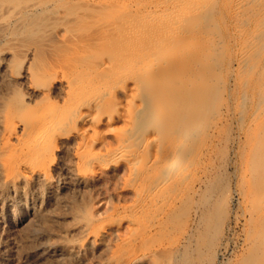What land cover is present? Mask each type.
I'll return each mask as SVG.
<instances>
[{
    "label": "bare ground",
    "instance_id": "6f19581e",
    "mask_svg": "<svg viewBox=\"0 0 264 264\" xmlns=\"http://www.w3.org/2000/svg\"><path fill=\"white\" fill-rule=\"evenodd\" d=\"M190 1H188L189 5H191ZM188 2L186 5H181V7L177 5L180 9L178 8L177 14L174 12L176 16L174 17L173 22L177 24V27L181 26L180 34L182 32V25L184 24V27L186 26L187 29L191 26L190 28L195 32H193L192 36H183L181 44H179L180 39L176 42L178 38L177 36L173 37L171 35L176 34L179 31L177 30L178 28H176V24L173 23V25L170 26H172V30L175 27L177 32H175V30V33L166 30L168 35L165 34V36H172V39H170L173 40L171 44H174L172 45L174 48L177 43L179 44H177L179 46L178 50H176V48L174 50H176V52L178 51L177 53H183V59L185 58V55L187 57L188 55L190 56V52L193 51L192 48L194 45H199V48H201L200 51L197 50L199 51V56L201 58H199L200 61L191 64L189 67L181 65L183 67L182 69L186 67L183 70L184 72L187 69H190V76L186 75L185 77L182 69H178L179 73H182V76L184 75L185 78L188 76L187 79H183V86H181L183 87V94H187L185 96L182 95V97L179 95L180 93L178 94L176 92V96L179 95V98L174 97V99L177 100L175 101L182 105L183 108L186 106L188 108L191 105L190 101L194 102L192 97L195 98V96L190 94L192 92V94L196 93V97H199V99H206L208 97L204 98L207 94L205 95L204 93L205 88L202 89L203 83H205V81L208 82L203 76L204 70H202V66L207 65L208 61L213 56L211 55L213 54L212 46L214 47V44L216 43L215 39L218 38L215 33H211V27L213 30V24L215 26L214 22L213 24H208L209 26L206 27L203 25V27L194 24L189 25L190 23L186 24L193 17V15L190 14L192 12L190 10L192 5L189 6ZM192 3L194 4V1ZM195 3L197 2L195 1ZM182 4H184V2H182ZM208 4L211 3L209 2L207 5ZM7 5L5 4L4 6V4H0V36L12 25H19L20 28V24L25 22L23 20L24 18L26 19L25 15H27V10H24L23 7L18 6V8H23V10H21L17 9L16 6H10L11 4ZM197 5L200 6L198 3ZM203 5L204 4H202L201 10ZM188 6L191 12H189ZM31 7L33 8V6ZM197 9H199V7L193 10V14ZM233 14L237 21H239L237 24L240 23L238 25V31H241V28L243 29V27L248 30V39L250 42L246 45L247 50L255 51L256 49H259V53L260 51H264V0H235ZM170 23L172 24L171 18ZM19 28H17V30ZM13 30L15 31V26ZM162 31L164 32L165 30L162 29ZM162 33L159 34L162 35ZM176 35L179 36L178 33ZM204 35H206L207 38ZM139 36L140 35L134 36V39L136 37V41H139V39L141 40L145 37L142 36L140 38ZM157 36L159 41H162L159 44H165L163 40L166 37L163 35ZM156 38H148V40L150 39L151 41V39ZM131 39H133V37H131ZM217 41L219 40L217 39ZM146 42L147 41H145V43ZM150 43L148 45H150ZM143 45L145 46V44ZM143 45L134 50L131 48V50L135 52L133 53V56L136 54L135 59L134 57L131 58L134 60L127 61L128 58H126L127 60H123L125 63L122 65H118V63L113 64L112 62L109 63L111 67V64H113V66H119H116L118 68L117 70L113 67L114 71L111 70L108 72L109 74H107V71H109L111 67L100 64V67L103 66L104 70L109 69L105 70L106 77L105 73H103V82L99 85L93 83L94 85L92 87L90 86L91 88L89 91H86L84 95H81L78 91L85 85L86 87L83 88L84 90L89 87L88 84H85V81L90 78V75L88 78L85 77L87 71H82L84 76H80L81 78H78V76L75 78L73 76L75 79H80L76 80L79 82L76 84L73 83V77L70 78V80L68 78H62V80L58 82L59 86L62 88L61 90L65 89L64 96L66 95V99L64 98V104L62 106L53 99L55 96V90L57 89V83H55V81L48 82L49 84L40 86L39 88H33L31 86L33 85L32 82L35 81H33V79L37 78L35 77V69L37 68L34 67L36 65L35 61L37 60V56L34 54L35 52L33 49L27 48L26 46L27 49L25 48L26 50H23V56L25 57L24 66L21 68V71L19 70L17 72H10V69L8 68L10 67L8 66V57L13 58L14 54L11 55L6 51L0 53V84L7 85L6 90L0 89V232L4 231L6 226L12 225L19 237L18 239L9 240L6 237H3L0 233V264H26L30 261L42 263L47 259H52L54 264H88V261L83 256L84 252L87 250H91L95 253L97 264L106 257L111 258L116 264H201L202 260H204V257L207 255L210 257V262H207V264H222L218 255L220 252H217L221 246V236L217 239L218 237L216 235L218 229L216 230L217 227H215L216 235H213L217 238H214L213 235L210 237L209 233L211 232V228H207L206 224L204 225V231H200V224L202 227V224L204 223L203 215L200 217L197 224L199 229L197 231L193 230L192 232L191 230H184L185 232H182L183 235H181V240L174 244V247H172V244L170 245L168 243L170 245H168V247H161L158 245L154 248L149 246L146 248L147 251H143V248L141 249V247L139 250H137L136 247H132L133 245L131 244V241L135 242L136 240L134 241L131 238L134 237L135 239L139 234H136V229H138L136 226L137 224H135V228L131 227L135 223L134 220V223H131L132 218L129 219L130 222L127 221L128 232L132 231L134 228L136 231L133 230L132 232L135 231L133 234H136V236H132L130 233L129 237H127L124 234V236L122 234L120 235L119 226L117 227L116 224H102L99 214H93L94 217L90 216L93 218L85 215V203L82 202V199L85 196L86 191L92 187L94 182L98 180L100 176L116 169V160H122L124 162L125 170H127V177L125 180L126 182H131V187L134 185L133 183L135 181H140L135 183V185L140 183L138 189L136 186L135 189H133L134 186L132 189L135 198L137 196V198L144 200L143 202L145 206L141 208L142 210L139 209L141 211L147 207L146 204L148 202L154 203L151 204V206L158 203V196H160L159 193L163 195L161 192H164L165 190L167 192L168 190L166 188L171 183H177V181L179 182L180 180L179 184H182L183 182H181V180L184 175L186 176V173L192 169L190 166L191 164L189 163L190 165H188V162H190V160L188 161V158L196 155L193 154V151L194 153L196 152V148L193 150L191 148L196 146L191 145L192 142L195 141H193V136L195 131L199 128V125H201L200 122L202 123L201 118L208 117L206 116L209 115L208 110L205 108L200 111L204 114L201 118L199 112L200 115L194 113L195 109H193V115L192 112L191 114H188L186 112L188 109L186 108L185 111H181L183 114L177 116L178 111L182 108V106L178 107L179 105L177 106V103L175 104L174 102L175 105L173 102L171 104L168 102L154 103V101H156L155 98L158 99L156 93L159 86H162L164 82H168L163 80V77H165L166 74L168 75V73L165 72L166 70H169V68L163 71L165 76H163L164 74L162 72L163 75L159 74V76L153 77V69H157L155 66H157L156 64L158 61L156 62V60H159L156 58L162 56L163 51L161 52V50L157 48V45L155 46V49L146 46L144 47ZM151 46L153 45L151 44ZM189 49H191V51ZM197 51H193L194 53L192 52L191 54L196 55ZM213 52L215 54V51ZM257 53L258 52H256V54ZM163 57L165 58V56H162V58ZM254 57H249L246 51H241V55L238 59L239 67L246 71H249L252 68L256 69V66H253L254 61H252ZM152 58L156 59L155 64L151 62ZM160 60H162L161 57ZM255 63L256 62H254V64ZM144 64L146 66H144L143 69L141 66ZM93 66H91V68ZM161 66H163L164 69V64ZM165 67L167 68V66ZM262 69L264 71V67ZM262 69L260 71L261 73ZM177 71L174 72L176 73ZM77 72H74L76 73L74 75H77ZM170 72L171 75H173L172 71ZM171 77L172 76H170V78ZM170 78L167 76L166 80H169ZM180 79H182L181 75ZM87 81L86 83H88ZM124 81L125 83L128 81L125 88L129 85L128 83L132 82L127 88L128 96L126 98L125 107H122V105V108L118 107L117 104L111 102L113 104L112 107L115 110L113 109V111L112 109H109L114 113H109L106 110L107 114H102L101 112L102 115L98 114L100 110L99 108L102 106L100 103L104 104L102 99L107 95L109 96L110 92L115 93V89H113L114 86L118 89L117 84L120 85V83H124ZM165 83L164 86L166 85ZM124 84L122 85L124 86ZM110 89H113V91H110ZM121 89L122 92L123 90H126L124 88ZM180 89L179 92L181 91ZM20 90H25L24 97L26 99V105L24 107L27 106L30 111L27 108V111L24 110L26 112H23V110L20 111V107L18 110L12 109L14 107H10V105L14 106L11 104L13 103V100L10 102V98L7 97L10 96V94H19ZM174 91L172 94H174ZM158 92L160 94L162 93L161 88ZM169 94H167V96H170ZM262 94L261 99H259V102L256 103L257 105H255L254 115H252L253 121H251L252 124H255V120L264 114V93ZM190 95L192 97H189ZM112 96L116 97L114 94ZM38 98H41V100L43 99L47 104L46 110L39 108L41 111L43 110L42 113H38L39 110H36L37 108L34 110L33 103L35 101L33 100ZM170 98L172 101L173 97ZM107 99L109 98L107 97ZM116 101L113 100V102ZM195 101L197 102V99ZM193 102L192 105L194 106L195 102ZM169 104H173V106H169ZM19 106L21 105L19 104ZM41 107L43 108V106ZM103 109L104 108L101 110ZM119 109L121 110L120 112ZM189 109L192 111L191 106ZM166 116L169 118L170 116L180 117L177 118V122L175 121L174 123H179V125L182 126V128H179L181 132L177 131V133L172 134L173 127L171 129V126L169 127L167 124L166 126L162 125L165 124L163 119H167ZM170 121L173 123V118ZM116 122H122L125 125L124 135L122 134L117 138L115 147L109 148L102 153L97 150V147L101 144L98 128L100 126H111ZM167 123H169V121ZM177 124H175L177 127H174V130H176V128L178 129ZM172 125L175 126L174 124ZM256 125L259 126L258 129H262L264 121L261 123L256 122ZM165 128L166 131L170 128L171 133L168 131V134L171 135L160 141V138L164 137H161L160 135L159 138L158 135L161 134L160 131H163V129L165 130ZM200 128L197 132H199ZM148 131L151 132V136L146 138L145 136L147 135L144 133H147ZM162 133L166 132L163 131ZM249 140L251 142V158L250 163H247L248 165L246 167L247 174L245 175H247V181L244 179L247 186L246 184L244 186V180L242 185L245 190L244 192L242 188V194L244 197L242 198L244 199L242 203L244 204V207L241 212L243 213H241L242 215H240V218H236L235 221L237 222L236 224H239L242 222V219L244 220V231L243 234L238 237L240 239V253L236 259H234L235 261L232 263L230 262V264H264V136H252V138L249 137ZM198 144L199 143H197V145ZM142 147L143 149H147L148 147L152 148L151 155L148 153L150 157L145 158V160L144 157H142V154L145 156V151H143V153L139 152L141 158L138 154V150H142ZM172 184L171 186L174 187ZM140 185H142V189ZM171 186H169V190L172 188ZM184 187L181 186V189ZM188 190L190 189L188 188ZM181 191L179 190V195L183 194ZM190 192H192V190ZM138 204L141 205L140 202ZM160 204H156L155 207L157 208ZM131 206L135 207V203ZM131 206H129L131 209L129 207L127 208L128 211L129 209L133 210ZM155 207H153V209ZM198 207L196 211L200 210ZM148 208H150V203ZM85 217L90 218V220ZM64 223L65 225H62ZM56 225H62V227L57 229L55 227ZM219 227L220 226H218V228ZM219 230L221 231V229ZM220 231H218V234L220 233L219 235H222ZM202 236L208 237V240L203 239ZM51 237H54L53 242L49 241ZM130 244L136 251L135 254H128V256L127 253L129 251H127V253L124 252H126L125 247ZM30 245L32 247L28 248L23 254L17 253L19 247ZM227 245H225L226 248ZM150 247L153 249L150 250ZM226 248L223 249L225 250ZM133 249L132 253H134ZM10 250L16 255H13V257L8 260L7 255ZM140 250H142V252L136 253ZM122 252L124 256L127 255V257L125 256L124 258L123 256V258H121L120 256H122ZM114 262H112V264H114Z\"/></svg>",
    "mask_w": 264,
    "mask_h": 264
},
{
    "label": "rangeland",
    "instance_id": "374dc122",
    "mask_svg": "<svg viewBox=\"0 0 264 264\" xmlns=\"http://www.w3.org/2000/svg\"><path fill=\"white\" fill-rule=\"evenodd\" d=\"M188 1L190 0H0L1 5L4 4L5 6V4H11L10 6H16L17 9L23 10L24 8V10H27V15H25L26 19L24 18L23 20L25 22H22V24H20V28L19 25H14L15 31L17 30V28H19L16 32L13 30L14 26L12 25L13 27L10 26L9 28H7V32L5 31V33L2 34L3 36H0V53L6 51L11 55L14 54L15 57H8V66H10L8 68L10 69V72H17L19 70L21 71V68H23L24 66L25 57L23 56V50L26 48V46L27 48L33 49L35 52L34 54L37 56V60L35 61L36 65L34 64V67L37 68L35 69V77L37 78L33 79V81H35L32 82L33 85L31 86L33 88H39L40 86L55 81V83H57V89L55 90L56 94L54 93L55 96L53 99L57 101L60 106H62L64 104V98L66 99V95L64 96L65 89L63 88L64 90H61L62 88L58 83L62 80V78H68L69 80L73 76L75 78L76 76H78L79 78L80 76H84V73L82 71H87L86 73L88 76L85 73V77L88 78L89 75L90 78L92 77L91 79H87L89 81L86 80L88 83H86L85 81V84H88L89 87L87 86L88 88H85L86 90H84L83 88L86 87V85L84 84L85 86L80 89L82 91H78V93L80 92L81 95H84V93L86 91H89V89L94 84L99 85L103 82V73L106 72L105 70H109H104L103 66L108 67L110 66L109 63L111 62L113 64L118 63V65H122L123 63H125L123 62V60H125L126 58H128V60L126 59L127 61L134 60L136 54H134L133 56V53L135 52H133L132 50L137 47H142L143 44H145V46L148 48L150 47L151 49H155V46L162 42L159 41L157 35L165 36V34L168 35L167 31L174 32L175 30V32H177V30H179L177 33L179 34L180 38L178 35H176L177 33L171 34L173 37H178L176 42L180 39L179 44H181L183 36H192L193 32L195 31L190 28L191 26H189L190 29H187V27L185 26V29V24L182 25V32L180 34L179 32L181 26L178 25L179 27H177V24L173 22V19L178 12L179 6L181 7V5H186ZM193 1L194 4L192 3ZM195 1L200 6H198ZM203 1L204 0H201V2L200 0H191L190 4L192 6L189 5L188 2V5L191 6L190 10L192 12L189 10V6L188 10L189 12H191L190 14H192L193 17L186 24L190 23L189 25H203L206 27L209 26L208 24H213V22L215 23V26L213 24V30L211 27V33H215L216 37L218 38H214L216 40V43L214 44V47L212 46L213 54L211 55L213 56L208 61L207 65L202 66V70H204V72L202 71L203 76L204 78H206L205 80H208V82L205 81V83L207 82L206 84L203 83L202 89L208 88L206 89L207 92L204 89L205 95L207 94L204 98H206L207 96L208 97L206 99H199V97H196V93H194L195 95L192 94L193 92L190 93L191 95L195 96V98L191 95L189 96L192 97L195 102V105L193 106V101H190L192 111L189 109V104L188 108L187 106L183 108V106L177 103V100L174 99V97H178L179 95L185 96L187 94H183V87L181 86H183V81L188 78V76L187 78H185L186 75L190 76V69L186 70L188 72H184L183 70L186 67L182 69V66L189 67L191 64L200 61L199 51L201 50V48H199V45H194V47L192 48L194 52L199 50L197 51L198 55L197 52L196 55H192V51L190 52V56L188 55L187 57L185 55V58L183 59L184 54L181 52L177 53L178 51L176 52V50H178L179 48V44L177 43V45L175 42L176 50H174L175 48L174 46H172L174 44H171V42L173 41L171 40L172 36L166 35V38L163 40L165 44L162 43L161 45L163 46H161L160 44L157 45V48H159L161 52L163 51L162 56H165V58H162V56H160L162 60H160V57L156 58L160 61L156 60L155 58H152L153 61L151 60V62L154 64L155 60L156 62L158 61L156 64L157 66H155L157 69L154 68V71L152 70L153 77L159 76V74H162L163 71L169 68V70H166L165 72L168 73V75L166 74L165 76L164 72V75L162 74L163 76H165L163 77V80L168 82H164L166 84L165 86L164 83L162 84V86H159L158 90H160L161 88L162 93L160 94V91L158 92L157 90L156 96L158 97V99L155 98L156 101H154V103H177V106L179 105L178 107L182 106L183 108L178 111L177 116L183 114V112L181 111H185V108L188 109V111L190 110L189 112L186 111L188 114H191V112L193 113V109H195L194 113L197 114L199 112L201 114L200 115L198 113L200 115V118L204 116V114H202L203 112H200L201 110L207 108L209 113V115H206L208 117L201 118L202 123L200 122L201 125H199V128L202 126V129L200 128L199 132H197L199 129L198 128L193 136V141H195L192 142L191 145L196 146L194 148L191 146L190 147L192 148V150L196 148V152L194 153L193 151V154L196 155H193L194 157L191 156L192 158H188V161L190 160V162H188V165L191 164L190 166L192 167V169L190 170L191 167L189 166V170L191 172L189 171L186 173V176L184 175V181L183 179L181 180V182H183V185L180 183L182 187H185L181 189V186L179 184L180 180L179 182L177 181V183L174 182L175 184L171 183L172 185H174V187L170 184L169 186L172 187L170 190V187L168 186L166 188L168 190L167 192L166 190H163L164 192H161L163 193V195L159 193L160 196H158V203H155V205L152 206L155 207L156 204H161L158 205L157 208L155 207L153 209L151 204L154 203L146 202L147 207H145L146 209H143V213V211H141V208L145 206L143 202L144 200L137 198V196L135 198V194L133 193V189H135L136 187L138 189V185L140 184L139 183L135 185V183H138L140 181H135L133 183L134 185H132V187L134 186L132 189L131 182L129 183L125 180L127 177V170H125L124 162L122 160H116V169L100 176V178H98V180L94 182L92 187L88 191H86L82 202L85 203V215L87 217L93 216V214H99L102 224L114 223L117 227L119 226L120 235L124 234L125 236L129 237L130 233L132 234V236H136V234L139 233L135 237V239L134 237L131 238L134 241L136 240L135 242L131 241V244L133 245L132 247H136L137 250H139L140 247L141 249L143 248V251H147L146 248H148L149 246H152L154 248H156V246L158 245L161 247H168L169 244H172V247H174V244L181 240V235H183L182 232H185L184 230H191L192 232L193 230L197 231L199 229L197 227V224L200 217L203 215L204 223L202 224V227L200 224V231H204V225L206 224L207 228H211V232H213L209 233V236L212 237L213 234L216 235L215 227H217L216 230H218L216 236L218 238L215 235L213 236L217 239H219L221 236V246L219 250H217V252H220L218 253L219 260L222 264H230V262L232 263L235 261L234 259H236V257L240 253V239L238 237L242 235L244 231V220L241 218L243 223L241 222L239 224H236L237 222L235 221L236 218H240V215H242L241 213H243L241 212L243 211L242 209L244 207V204L242 203V201H244V199H242L244 198L242 193L246 184L244 179H246L247 181V175H245L247 174L246 167L248 165L247 163H250L251 158V139L249 140V137L252 138V136L256 137L258 135L264 136V126L262 129H258L259 126H257L258 124L256 125V122L261 123L262 121H264V114L261 115V117H258L257 120H255V124H252L251 122L253 121L252 115H254L253 113L255 105H257L256 103L259 102L258 100L261 99L263 95L262 93H264V71L262 69L264 67V51H260L259 53V49H256L255 51L251 50L252 52L250 50H247L246 45H248V42H250V40L248 39V30L243 27V29L241 28L242 32L238 31V25L240 23L237 24L239 21H237L235 15L233 14L235 0ZM182 2H184V4H182ZM209 2L212 4V6L211 4L207 5V3ZM202 4L206 5H203V8L201 10ZM18 6L23 8H18ZM31 6H33V8ZM197 6L199 7V9H197V11H194V14H197L199 11L200 12L197 15H194L193 10L198 8ZM172 13H174L175 15ZM169 17L171 18L172 24L170 23ZM173 23L176 24V28H178L177 30L174 27L175 25L173 26L174 28L172 30V26L170 25H173ZM162 29L167 31L163 32ZM140 32H142L143 34ZM159 33H162V35H160ZM138 35H140V38L142 36L145 37L141 40L139 39V41H136V37L134 39V36ZM130 36L133 37L134 40L131 39ZM204 36L207 38L206 35ZM154 37H157L156 39L158 41L156 39H151V41L150 39L148 40V38ZM217 39L219 41H217ZM144 40L147 42L150 41V45H148L149 43L147 42L145 43ZM151 44L153 46H151ZM189 50L191 51V49ZM213 51H215V54ZM241 51H246L249 57L255 56V60L253 58L252 61L256 62L255 64L253 62V66H256V69L252 68L251 70L246 71L242 70L239 67L238 59L241 55ZM256 52L259 53V56L258 53L256 54ZM180 56L182 59L180 58ZM133 57L134 59H131ZM118 61H121L122 63H119ZM105 63H107L108 65ZM100 64H102L103 66L101 65L102 67H100ZM113 64H111L112 67L110 66L111 68L109 71H107V74H109L108 72H110L111 70L114 71V69H118L116 67L118 65L113 66ZM163 64L164 69L163 66H161ZM90 65H94L92 67L93 69ZM144 66L146 65L144 64L141 67H143L144 69ZM165 66H167V68ZM113 67L115 68L113 69ZM178 69H182L185 77L184 75L182 76V73H179ZM261 69L262 73L260 72ZM76 70H79V73ZM170 71H172L173 75H171ZM174 71L177 72L175 73ZM74 72H77V75H74L76 74ZM179 74L181 75L182 79H180ZM167 76L168 78H170V76L172 77L169 80H166ZM73 78V83H79L76 80L80 79ZM127 82L128 81H126V83ZM121 83L124 84L125 81L124 83ZM121 83V86L117 84L118 87H116L118 89H116L114 86L113 89H115V93L110 92V94L112 93L111 95L109 94V96L107 95L102 99L104 104L100 103V105H102L103 107L100 106L101 108H99L100 110L98 114H107L106 110L109 113L112 112V110L114 109L112 107L113 104H117L118 107H121V105L122 107H125L126 98L128 96L127 88L132 84V82L128 83L129 85L127 86V88H125V85H127L126 83L124 84V86ZM6 87V84H0L1 90H6ZM121 88L126 89L123 90V92L125 93L121 91ZM113 89H110V91H113ZM179 89L181 90L180 92ZM173 91L174 94H172ZM176 92L180 94H177L178 96H176ZM24 93L25 90H20L19 94H10V96L7 97L10 98V102L13 100V103L11 104H13L14 106L10 105L11 108L14 107L12 109L18 110L20 107V111H27V106L24 107L26 105ZM113 94L115 96L117 94L118 95L114 97L112 96ZM167 94H169L170 96H167ZM107 97L109 99H107ZM165 97H168L169 99ZM170 97H173L172 101ZM196 99L197 102L195 101ZM113 100H117L118 102H113ZM33 101H35L33 103L34 110L37 108L36 110H39L38 113H42L43 110H46L47 104L43 99L41 100V98H38L34 99ZM19 104L21 106H19ZM170 104L169 106H173V104ZM41 106H43V108ZM39 108L43 110L41 111ZM102 108L104 109L101 110ZM109 108L112 110H110ZM120 109L119 112L121 111ZM166 118L167 119H163L165 121V124H162L163 121L161 122L162 125L166 126L167 124L169 127L171 126V129L173 127L172 134L177 133V131L181 132L179 128H182V126L179 125V123H174L177 118L180 117L170 116L169 118L166 116ZM168 118L170 120L173 118V123ZM167 120L169 121V123H167ZM172 124H177L178 129L176 128V130H174V127L177 126H173ZM124 130L125 125L122 122H116L111 126H100L98 128V133L101 144L97 147V150L104 153L107 149L115 147L117 138L122 134L124 135ZM167 130L169 131V133H171L170 128ZM163 131H165L166 133H162ZM163 131L161 130V134L158 135L159 138L160 135L161 137H164L160 138V141L171 135L168 134L166 128L165 130L163 129ZM144 134L147 135H144L146 138L151 136L150 131ZM197 143L199 144L197 145ZM200 143L202 146L200 145ZM143 151H145L144 154L145 156H147L145 157L142 154V157H144L145 160V158L150 157L152 148L148 147L147 149H143L142 147V150H138V154L139 152L143 153ZM148 153H150V155ZM139 155L138 156L141 158V154ZM243 180L245 183L243 182ZM243 183L244 186H242ZM141 186L142 185H140V187ZM175 187L177 189L179 187L180 188L177 191ZM188 188L190 190H188ZM179 190H183L181 191V193L183 194L179 195ZM191 190L194 194L190 192ZM139 202L142 206L138 204ZM134 203L136 208L134 206H131L132 204L134 205ZM149 203L150 208H148ZM129 206H131L133 210H130L131 208ZM128 207L130 208L129 211L127 209ZM197 207L200 210L196 211ZM134 208L138 211H135ZM90 218L87 219L90 220ZM129 219L132 220V224L134 223L133 220L135 221L134 225H132L131 227H134L135 224H137V231L134 229L135 227L133 228V230L136 231V234H133L135 232H132L133 230L128 232L129 229L127 227V224L128 222H130ZM62 225H65V223ZM62 225H56L55 227L59 229L62 227ZM218 226H220L221 228H218ZM4 229V231L0 232L3 237H6L9 240L19 238L16 234L17 232L15 228L12 227V225H8ZM219 229H221V231ZM218 231H220L222 235H219L220 233L218 234ZM202 237L203 239L208 240V237ZM53 238L54 237H51L49 241L53 242ZM131 244L125 247L126 252L124 253H127V251H131L130 253L128 252L127 255L135 254L136 250L131 247ZM225 245H227L228 249ZM30 247L32 246H21L19 247L17 253L23 254ZM152 247H150V250L153 249ZM223 248L226 249L224 250ZM132 249L134 250V253H132ZM138 252H142V250L137 251L136 253ZM13 255L16 254L10 250L8 252L7 259L9 260L13 257ZM121 255L122 256L120 257L123 258V252ZM127 255L125 256L127 257ZM83 256L88 261V264H97L95 253H93L91 250L85 251ZM204 258L206 260H202L201 264H204L205 262V264H207V262H210V257L208 255ZM112 262L114 261L111 258L106 257L102 259L98 264H112ZM26 264L54 263L52 262V259H47L42 263L30 261ZM114 264H116V262H114Z\"/></svg>",
    "mask_w": 264,
    "mask_h": 264
}]
</instances>
